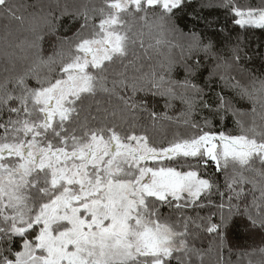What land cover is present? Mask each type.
<instances>
[{
    "label": "snow or ice",
    "instance_id": "1",
    "mask_svg": "<svg viewBox=\"0 0 264 264\" xmlns=\"http://www.w3.org/2000/svg\"><path fill=\"white\" fill-rule=\"evenodd\" d=\"M256 30L264 0H0V264H264Z\"/></svg>",
    "mask_w": 264,
    "mask_h": 264
},
{
    "label": "trees",
    "instance_id": "2",
    "mask_svg": "<svg viewBox=\"0 0 264 264\" xmlns=\"http://www.w3.org/2000/svg\"><path fill=\"white\" fill-rule=\"evenodd\" d=\"M28 3H33L34 0H27ZM242 2H245V0H242ZM217 15H220L221 18H223V13L222 11H218L216 13ZM261 39H264V33H261L260 30H256L255 32V36H254V42L255 41H259ZM178 103V102H177ZM226 127L228 129H231L232 128V122L231 120L227 121L226 122ZM220 129V126L217 125L216 127V130L218 131ZM230 242L233 243V244H241V245H247V241L244 240L243 238V233L241 231V229L237 228V229H234L230 235Z\"/></svg>",
    "mask_w": 264,
    "mask_h": 264
}]
</instances>
